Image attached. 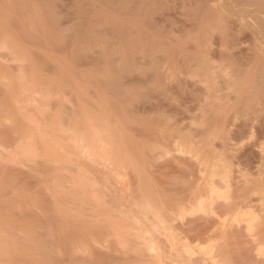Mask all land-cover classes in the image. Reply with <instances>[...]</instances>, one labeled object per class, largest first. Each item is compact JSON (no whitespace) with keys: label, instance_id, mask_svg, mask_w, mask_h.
Instances as JSON below:
<instances>
[{"label":"rangeland","instance_id":"rangeland-1","mask_svg":"<svg viewBox=\"0 0 264 264\" xmlns=\"http://www.w3.org/2000/svg\"><path fill=\"white\" fill-rule=\"evenodd\" d=\"M216 1L0 0V264H264V0Z\"/></svg>","mask_w":264,"mask_h":264},{"label":"bare ground","instance_id":"bare-ground-1","mask_svg":"<svg viewBox=\"0 0 264 264\" xmlns=\"http://www.w3.org/2000/svg\"><path fill=\"white\" fill-rule=\"evenodd\" d=\"M213 1H215V0H213ZM217 1H218V0H217ZM217 1H216V3H217ZM220 1H221V0H220ZM229 1H230V0H228V2H229ZM221 2H222V1H221ZM236 2H237V1H236ZM212 3H213V2H212ZM209 4H210V3H209ZM230 5H231V3H230ZM208 6H209V5H208ZM244 6H245V5H244ZM210 7H212V8H215V7H216L215 9H217L218 12H220V11H224V10H225V7L222 6V5L219 6V8H218V6H216L215 4H213V6L210 5ZM232 8H233V7H232ZM247 8H248V7H247ZM240 9H241V8H240ZM240 9H239V10H240ZM242 9H243V8H242ZM244 11H245V10H244ZM248 12H249V11H248ZM251 14H252V13H251ZM251 14H250V15H251ZM235 15H236V14H235ZM258 15L260 16L259 13H258ZM208 17H209V16H208ZM246 17H247V16H246ZM243 18H244V17H243ZM247 18H248V17H247ZM240 19H241V18H240ZM239 21H240V20H239ZM241 21H243V20H241ZM247 25H248V24H247ZM218 29H219V28H218ZM259 36H260V35H259ZM261 37H262V36H261ZM262 43H263V42H262ZM142 50H143V49H142ZM162 58H163V57H162ZM261 59H262V58H261ZM258 61H259V60H258ZM263 62H264V61H263ZM263 62H262V63H263ZM260 112H261V110H260ZM258 153H259V152H258ZM259 191H260V190H259ZM256 217H257V216H256ZM252 222H253V221H252ZM151 224H152V223H151ZM250 224H251V223H250ZM151 226H152V225H151ZM155 226H157V225H154V227H155ZM157 227H158V226H157ZM153 229H154V228H153Z\"/></svg>","mask_w":264,"mask_h":264}]
</instances>
